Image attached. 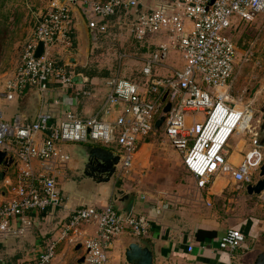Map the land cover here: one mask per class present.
I'll list each match as a JSON object with an SVG mask.
<instances>
[{"label":"built area","instance_id":"1","mask_svg":"<svg viewBox=\"0 0 264 264\" xmlns=\"http://www.w3.org/2000/svg\"><path fill=\"white\" fill-rule=\"evenodd\" d=\"M81 9L96 39L107 32L108 19L123 9L130 16L126 25L135 39L160 33L167 34L169 41L160 43L145 59L144 85L119 74L109 78L110 92L95 115L82 118L67 111L54 123L51 114L40 113L30 124H23L19 116L12 122L0 118V151L12 156V164L17 166L16 176L5 171L0 185L4 188L0 192L1 236L24 234L32 225L30 212L60 206L62 194L49 172L70 159L65 144L103 142L120 156L119 174L127 173L134 168L141 147L156 133V122L168 103L171 107L161 128L182 153L199 187L205 188L218 175H228L238 184L253 182L264 164V146L258 141L261 118L251 102L233 94L238 74L252 53H240L229 32L235 17L250 23L264 14V0H162L149 10H144L139 0H86ZM34 29L16 69L5 79L0 99L12 100L30 85L46 94L53 81L63 88L78 83V76L60 66L54 55L60 46H73L71 4L50 0ZM40 41L44 50L37 56ZM172 49L181 52L184 66L173 68L163 78L154 76L155 68ZM116 107H121L120 111L110 118ZM200 113L202 116L188 124L187 115ZM242 133L250 137L252 148L235 165L229 158L230 141ZM36 160L41 169L35 167ZM14 221L20 223L19 228L12 226ZM84 223L94 224L97 230L79 238ZM127 227L145 236L150 222L122 214L111 204L79 207L64 226L60 240L51 242L31 262L20 264H51L62 240L85 246L81 264H109L113 240ZM244 242V232L231 227L219 239V249L232 252Z\"/></svg>","mask_w":264,"mask_h":264},{"label":"crops","instance_id":"2","mask_svg":"<svg viewBox=\"0 0 264 264\" xmlns=\"http://www.w3.org/2000/svg\"><path fill=\"white\" fill-rule=\"evenodd\" d=\"M84 1L86 0L69 1L72 6L75 24L73 46L68 48L60 46L56 48L54 54L60 66L66 67L68 71L78 76V83L71 88H63L53 81L46 94H42L36 85H30L12 100L1 98L0 108L6 109L5 113L0 109L2 120L12 122L15 117L19 116L23 124H30L37 120L40 113H49L52 116L51 121L57 123L60 122L67 111L74 112L82 118L100 112L110 92V87L107 85L109 76L103 75L105 72L101 73L97 69H88L90 61H92L91 55L94 53L95 42H93L94 36L89 29L87 19L82 13L81 8ZM139 1L144 4V10H149V8H155L162 0ZM134 11L135 9L130 10V12ZM19 16L18 22L22 18L20 24L25 25L29 16L24 15L23 12ZM129 17L127 14H119L118 12L108 19V30L103 34L109 32L110 24L114 20H118L117 24L124 25ZM244 22L241 18L235 17L233 26L230 29V33L234 34L231 36L236 41L240 53L247 51L239 45L241 37H244L246 33V28L243 27ZM261 22L263 24L264 14H259L253 22L247 23L252 25L254 23L261 24ZM29 33L31 34L28 40L33 35L34 30L33 32L30 30ZM133 38L135 37L133 36ZM156 38L157 41L152 43V53L160 43L169 41L167 34L159 33ZM71 50H74L75 54H68ZM167 59L169 58H166L165 62L163 61L160 66L155 68L154 76L163 78L171 74L173 68L184 66L183 57L181 63H179L180 60L176 56L170 58V63L166 62ZM172 59L173 61L175 59L176 63ZM83 69L94 73L87 76ZM101 75L108 77H100ZM129 80L142 85L139 80ZM241 93L237 92L234 96L239 97ZM260 94L261 87L257 86L251 91L248 100L245 102H251L253 105L259 99ZM120 109L121 107H116L110 118H114ZM198 118L197 116L187 115V122L190 124ZM151 136L138 153L134 171L151 156V153L144 148L145 145L151 144L150 142L153 140ZM237 136H234L237 139L234 137L231 139L229 149L230 161L235 165H239L246 153L252 148L250 137L247 134L242 133ZM166 139H168L167 136ZM78 144L103 146L93 142L67 143L64 145V150L70 155V159L65 165L49 172L59 184L62 194L60 206L39 211L38 214H29L32 225L22 235H12L4 238L0 234V264H12L16 263L17 260L34 259L51 242L61 239L63 228L69 223L74 210L82 206L102 207L108 204H111L122 214H131L138 219L143 218L150 222L149 232L145 236H138L132 228L127 227L121 235L113 240L109 253V264H129L125 259V249L134 240H140L152 248L155 264H254L258 254L264 251V218L254 213H250L245 218H235V216H230V213L235 212L237 207H232L231 204L226 203L222 207L219 203L227 193H233L237 189L236 186L230 185L232 180L230 176L218 175L212 178L205 188L199 187L196 177L185 166L182 153L172 145L171 148L166 145L170 149L168 151L169 157L175 160L174 162L178 165V168L181 160L184 164L186 172L180 174L179 179L167 183L166 187L157 189V192H154L151 188L150 190L146 189L143 179H139L141 185L139 184L135 188H119L117 183L119 172L109 182H99L84 174L83 161L76 152V145ZM105 148L107 147L105 146ZM34 164L35 167L41 169L40 161L36 160ZM16 170V162L10 166L0 164V172L12 173L13 177L16 176ZM70 171L72 175L67 177ZM256 174L259 176V173ZM73 178L80 179L74 184ZM62 180L64 183H62ZM257 180L258 178H254L251 183H255ZM251 183L237 184L242 187V191L245 190L249 198L257 195L259 198L264 199V191L261 194H250L248 192L247 186ZM63 187L65 191L62 190ZM79 188H85V192H80ZM3 190L4 188L0 192ZM6 196L8 197L7 194ZM231 200L232 197L229 196L228 202H231ZM12 226L19 228L20 223L14 221ZM231 227L244 232L245 242L242 247L232 252L220 250L219 239ZM80 230L82 234L79 238H82L95 234L97 228L92 223H84L80 226ZM79 244H81V248L78 249ZM72 245L75 246L77 251L81 252L75 257L77 262L81 264L79 260L87 252L85 246L82 243L72 244L68 240L60 241L57 255L51 264L59 263L67 249ZM189 245L193 246L191 251L188 249ZM64 258L62 264L73 261L72 258L70 260Z\"/></svg>","mask_w":264,"mask_h":264},{"label":"rangeland","instance_id":"3","mask_svg":"<svg viewBox=\"0 0 264 264\" xmlns=\"http://www.w3.org/2000/svg\"><path fill=\"white\" fill-rule=\"evenodd\" d=\"M49 1L50 0H0V11L2 12L0 13V92L4 88L5 79L14 72L21 59L25 43L31 34L29 31L31 30L33 32V30H35V24L37 20L42 17L43 13L46 12V6ZM22 12L24 15L29 16L25 25L20 24L22 18L20 22H18L20 19L19 15ZM117 22L118 20H114L112 24H110L111 27L108 33L99 36V39L94 38L93 42H95V48L94 53L91 55L92 61H90L88 69H97L101 73L107 72L109 78L119 74L120 77L126 79L139 80L142 85H144L146 83V78L142 71L143 66L145 64V59L152 55V43L157 41V34H150L143 39L137 40L133 38V34L130 32L126 23L124 25H119ZM243 27L246 28V33L244 37H241L239 45L243 46L245 50H249L252 54L249 59L245 61L242 70L238 74L233 94L235 95L237 92H242V95L240 94L239 96H241L244 101H247L251 91L257 86L261 87L259 99L253 103V107L257 112V118H261L260 110L264 106V22L263 24L261 22V24L254 23L252 25L244 22ZM230 32V35H234ZM252 42L253 44H251ZM74 52V50H71L68 54ZM172 56H176L180 60L179 63H181L182 54L179 50L172 49L169 51L167 56L169 59L166 60L167 63L171 62L170 58ZM96 57H98V59H96ZM102 76L103 75L100 77ZM0 109L5 113V108L2 107ZM200 116H202L201 113L197 114V117ZM155 132L156 133L151 136L153 139L152 142H150L151 144L144 146V148L151 153V156L143 161L140 167L138 166L135 171L134 167L127 173L123 172V174L120 173L117 175L119 188H135L139 184L141 185L139 179H143L146 189L150 190L151 188L154 192H157V189L166 187L167 183L179 179L178 176L186 172L182 160L178 168V165L174 162L175 160L169 157L168 151L172 146L169 140L166 139L163 128L159 130L156 129ZM97 144L105 145L103 142ZM166 145L170 147L168 148ZM71 175L72 172L70 171L67 177ZM255 175V178L259 179L256 173ZM73 179V183L75 184L80 178ZM230 182V185L237 187L236 191L229 194L227 193V196L225 195L226 197H222L219 201L222 207L225 203L231 204L232 207H237L235 212L230 213V216L245 218L250 213H254L264 218V199L259 198L257 195L253 198H249L245 190L242 191L241 186L239 187V185L232 180ZM62 183H64L63 180ZM64 187L62 190L65 191ZM79 190L80 192H85V188H79ZM229 196L232 197L231 202H228ZM78 254H81V252L77 251L75 246L72 245L68 248L63 257H65V260H70V258H72L74 263L73 261H68L66 264H79L75 259ZM63 257L57 264H62Z\"/></svg>","mask_w":264,"mask_h":264},{"label":"water","instance_id":"4","mask_svg":"<svg viewBox=\"0 0 264 264\" xmlns=\"http://www.w3.org/2000/svg\"><path fill=\"white\" fill-rule=\"evenodd\" d=\"M58 1L60 3H66L70 0ZM43 50L44 42L40 41L36 55L40 56L43 53ZM165 99L166 96L164 100ZM170 107V103L164 107L163 113L156 122L157 129L161 128ZM260 115L261 120L258 129V141L264 146V106L260 110ZM76 152L80 155L81 160L83 161L84 174L94 180L99 182H109L118 172L120 156L108 148L91 144H78L76 145ZM12 163L13 157H8V153L6 151H0V164L10 166ZM5 174V171L0 172V181L4 179ZM247 190L250 194H261L264 191V164L260 167L259 179L255 183L249 184L247 186ZM79 248H81V244L78 245V249ZM84 259L85 257L83 256L79 262L82 263ZM125 259L129 264H155V256L152 248L145 245L144 242H141L140 240H134L128 244L125 249ZM254 264H264V251L258 254Z\"/></svg>","mask_w":264,"mask_h":264},{"label":"trees","instance_id":"5","mask_svg":"<svg viewBox=\"0 0 264 264\" xmlns=\"http://www.w3.org/2000/svg\"><path fill=\"white\" fill-rule=\"evenodd\" d=\"M125 11L126 10H123V9H120L119 10V14H125ZM0 13H2L1 11H0ZM23 52V51H22ZM83 72L87 75V76H91V74L92 73H94V72H90V71H87V70H84L83 69ZM103 75H108L107 74V72H105V74H103ZM40 211H43V210H40ZM39 213V211H32V212H30V215H34V214H38ZM18 259V258H17ZM32 261V259H27V260H24V261H21V260H17V262L16 263H12V264H20V263H28V262H31Z\"/></svg>","mask_w":264,"mask_h":264},{"label":"bare ground","instance_id":"6","mask_svg":"<svg viewBox=\"0 0 264 264\" xmlns=\"http://www.w3.org/2000/svg\"><path fill=\"white\" fill-rule=\"evenodd\" d=\"M0 190H1V186H0Z\"/></svg>","mask_w":264,"mask_h":264}]
</instances>
